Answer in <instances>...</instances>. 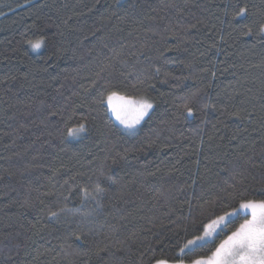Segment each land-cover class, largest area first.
Returning a JSON list of instances; mask_svg holds the SVG:
<instances>
[{"label": "trees", "instance_id": "trees-1", "mask_svg": "<svg viewBox=\"0 0 264 264\" xmlns=\"http://www.w3.org/2000/svg\"><path fill=\"white\" fill-rule=\"evenodd\" d=\"M225 2L0 0V264H132L142 241L153 234L167 237L169 219L188 211L177 193L191 183L193 173L199 176L205 166L214 173L218 158L237 165L261 162L264 37L229 36L227 23L221 24ZM240 3H247L251 13H264V0ZM221 34L227 43L219 44V51L210 48ZM37 35L47 37V43L34 51L25 41ZM110 59L117 67L127 61L128 70L133 65L146 70V85H156L135 93L147 95L153 108L134 133L122 130L105 108L90 112L99 92L80 87ZM198 88L206 89V95L197 107L212 104L218 111H201L173 124L174 97ZM223 105L243 107L253 114L251 121L226 119ZM73 109L68 127L86 117L88 131L62 135L63 120L49 112L61 110L67 116ZM100 170L118 183L102 181L106 192L97 208L82 189L93 192ZM25 200L36 207H20ZM49 207L71 212L57 223L46 219ZM38 216L45 217V226L36 235L29 221ZM244 219L239 215L228 221L214 243L195 254H210ZM69 231L89 234L69 249ZM106 246L107 251H99ZM157 255L171 253L165 248Z\"/></svg>", "mask_w": 264, "mask_h": 264}, {"label": "snow or ice", "instance_id": "snow-or-ice-1", "mask_svg": "<svg viewBox=\"0 0 264 264\" xmlns=\"http://www.w3.org/2000/svg\"><path fill=\"white\" fill-rule=\"evenodd\" d=\"M30 2L31 0H26V3ZM222 13L225 19L221 20V24L227 23L230 29L229 36L235 34L237 38L252 37L254 39L264 37V13H251L247 3L241 5L240 0H236V3L232 4L226 0ZM2 14L0 13V15ZM190 27L195 28L196 25L193 24ZM221 33H223V29H221ZM25 43L35 51L47 43V37L37 35L34 39L26 40ZM221 43H227L224 34H221L219 39L210 45V48L219 51L218 45ZM160 55L163 56L164 53H160ZM128 67L127 61L117 67L110 59L105 66L101 67L100 71L93 73L94 78L89 77L91 80L89 84H81L80 87L85 92L90 90L99 92V98L94 102V105L89 107L90 112H94L97 107L105 108V114L110 112L125 130L131 131L149 115V110L153 108V101L147 95L135 94L142 86L146 85V70L138 71L134 65L131 66V70H128ZM155 73L157 75L160 73L159 67L155 68ZM212 76L215 77V72L212 73ZM3 79H15V77H4ZM184 79H189V77ZM160 83H167V80H161ZM146 87L151 90L155 89L156 85L147 84ZM208 87H211V84ZM129 92L133 94H128ZM203 95H206V89L198 88L174 97L173 105L176 111L173 124L180 119L195 118L196 114L201 111L205 114L209 109L213 113L217 112L218 109L212 104L205 103L202 107H197ZM74 112L75 109L72 114L67 116L61 110L49 112L50 117L60 116L63 120L65 127L62 135L75 137L88 131L86 117H81L74 126L68 127V124L74 119ZM221 115L226 119L236 118L251 121L253 114L246 112L240 106L223 105ZM217 122L224 125L222 120L218 119ZM203 123L204 121H201V124ZM236 138L235 135L231 137L232 140ZM200 143L203 144V140ZM154 144L155 140L151 141L147 147L151 148ZM120 159H126V154L120 156ZM117 163L118 161L113 159L112 164L116 165ZM196 164H200L199 159ZM214 167L216 169L214 173L212 167L205 166L203 173H200L199 176L196 173L192 174L191 183L186 184L177 193V198L183 197L181 207L183 208V205L186 204L188 211L182 212L175 219H169L170 234L167 237H157L156 234H153L151 239L142 241L137 246V255L132 264H264V151L261 153L259 164L246 162L244 165H237L232 161L218 158L214 162ZM253 169H258V173ZM213 176L215 180H213ZM220 177H224V179H220ZM103 180L111 181L112 185L118 183L113 175L100 170L99 175L96 176L93 192L89 193L86 188L82 189L84 198L90 197L96 201L97 208L101 207L99 201L106 192V189L101 186ZM67 183L65 181V184ZM41 195H52V193H42ZM39 202L43 204V200ZM20 207L27 209L34 208L36 205L30 200H25ZM224 209L231 210L223 211ZM173 211V209L169 210L170 213ZM221 211L222 214H216ZM242 211H246L250 218L244 219L231 234L216 244L210 254H195L197 249L214 243L213 235L222 226H226L230 217L236 216ZM70 212L71 209L66 207L58 208L55 211L49 207L46 219L59 223L61 217ZM165 216H169V213H165ZM42 219L45 217L38 216L34 221H29V225L35 230L34 234L36 235H39L45 226L41 224ZM67 226L71 228L70 223ZM83 227L86 225L77 224V228ZM88 234L87 231H69L65 239H71L72 243L68 244V248H74L77 242H85ZM152 240H155V243ZM116 243L123 244L124 241H116ZM165 248L171 255L158 256V251L163 252ZM99 251H107V246Z\"/></svg>", "mask_w": 264, "mask_h": 264}, {"label": "rangeland", "instance_id": "rangeland-1", "mask_svg": "<svg viewBox=\"0 0 264 264\" xmlns=\"http://www.w3.org/2000/svg\"><path fill=\"white\" fill-rule=\"evenodd\" d=\"M151 110H152V109L149 110V113H150ZM111 117H112V119L114 120V122H115V123H116V124L122 129V130H124L125 132H128V133H134V132L137 130L138 126H139V125L141 124V122L143 121V120H142V121L140 122V124L136 126L135 129L129 131V130H125V129L123 128V126L120 125V124L115 120V118L112 116V114H111ZM72 137H73V136H72ZM75 137H76V136H75ZM239 215L245 216V219H246V218H250V217H249V214H247L246 211H242V212L237 213L236 216L230 217V218H229V221L235 219V218L238 217ZM242 222H243V220L241 221V223H242ZM241 223H240V224H241ZM240 224H239V225H240ZM239 225H238V226H239ZM224 228H225V226H222V228L219 229V230L217 231V233H215V234L213 235L212 240L215 238L216 235H218L222 230H224ZM230 234H231V233H230ZM227 235H229V234H227ZM227 235H226V236H227ZM226 236H225V237H226ZM225 237H224V238H225ZM224 238H223V239H224ZM223 239H222V240H223Z\"/></svg>", "mask_w": 264, "mask_h": 264}]
</instances>
